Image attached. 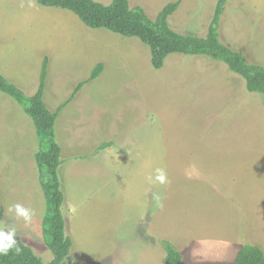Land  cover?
I'll use <instances>...</instances> for the list:
<instances>
[{
  "label": "rangeland",
  "instance_id": "obj_1",
  "mask_svg": "<svg viewBox=\"0 0 264 264\" xmlns=\"http://www.w3.org/2000/svg\"><path fill=\"white\" fill-rule=\"evenodd\" d=\"M173 1L129 5L153 19ZM215 3L181 0L167 22L203 36ZM225 7L221 41L264 67V0ZM44 56L43 101L51 111L96 64L104 66L53 128L64 232L72 241L62 264H164V242L181 253V264H234L245 244L264 252V101L240 76L209 57L180 53L155 69L136 37L89 28L35 0H0V73L25 97L36 91ZM38 149L32 121L0 92V226L13 227L14 238L46 263L53 255L41 232L46 170L36 164ZM156 168L167 184L148 182ZM13 204L35 211L31 224L9 212Z\"/></svg>",
  "mask_w": 264,
  "mask_h": 264
},
{
  "label": "trees",
  "instance_id": "obj_2",
  "mask_svg": "<svg viewBox=\"0 0 264 264\" xmlns=\"http://www.w3.org/2000/svg\"><path fill=\"white\" fill-rule=\"evenodd\" d=\"M40 6L55 7L75 14L87 27L103 28L125 37H136L149 48L150 63L158 69L168 54L201 55L222 62L226 68L244 80L245 89L262 96L264 101V67L246 61L240 51L224 44L219 35L221 18L228 0H216L214 10L203 36L183 34L170 28L167 19L179 7L181 0L166 3L152 19L141 6L130 7L129 0H110L102 4L96 0H35ZM47 56L41 64L39 82L34 94L25 97L22 91L0 73V92L13 98L28 115L35 129L39 149L34 157L39 168H45L46 177L40 182L45 198V212L41 221L44 243L53 259L42 262L28 247H13L0 264H62L72 246L64 232L61 213L63 193L57 177L60 164V147L55 141L54 124L60 111L75 97L84 83L96 78L103 69L98 63L89 77L76 84L70 96L55 110H49L43 101L47 76ZM104 143L101 147L107 146ZM46 146V149H42ZM164 264H181V253L169 242H164ZM234 264H264V252L257 245L245 244L234 256Z\"/></svg>",
  "mask_w": 264,
  "mask_h": 264
},
{
  "label": "clouds",
  "instance_id": "obj_3",
  "mask_svg": "<svg viewBox=\"0 0 264 264\" xmlns=\"http://www.w3.org/2000/svg\"><path fill=\"white\" fill-rule=\"evenodd\" d=\"M154 175H149L146 179L152 184H167L168 178L165 170L163 168H156L154 170ZM153 200L156 202L157 206L162 207L161 196L158 194L153 195ZM75 211V209H72ZM9 212L15 214V217L22 218L25 225H29L35 216V211L31 208L24 207L21 204H13L9 208ZM16 235V230L13 227H7L5 224L0 226V256H6L9 251L16 245V240L14 239Z\"/></svg>",
  "mask_w": 264,
  "mask_h": 264
},
{
  "label": "water",
  "instance_id": "obj_4",
  "mask_svg": "<svg viewBox=\"0 0 264 264\" xmlns=\"http://www.w3.org/2000/svg\"><path fill=\"white\" fill-rule=\"evenodd\" d=\"M15 240H16V245L14 247L15 248H21L23 245L17 239H15Z\"/></svg>",
  "mask_w": 264,
  "mask_h": 264
}]
</instances>
